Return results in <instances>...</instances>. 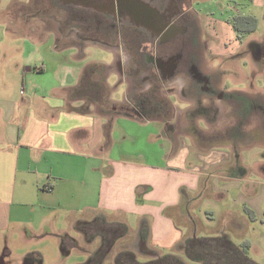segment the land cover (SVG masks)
<instances>
[{
  "label": "crops",
  "instance_id": "obj_1",
  "mask_svg": "<svg viewBox=\"0 0 264 264\" xmlns=\"http://www.w3.org/2000/svg\"><path fill=\"white\" fill-rule=\"evenodd\" d=\"M42 1V12L37 10L31 16L49 15L46 19L51 20L65 15L70 7L83 9L62 6L55 0L58 9L53 15L52 0ZM136 1L141 8L127 1L139 15L133 14L136 21L130 22L132 27L125 31L140 33L146 42L135 46L133 38L120 35L115 43L118 48H124L125 42L139 53L144 46L149 47L148 53L157 47L169 50L186 34L185 29L174 25L182 13L189 16L188 25L197 34L194 16L188 15V0ZM148 1L157 3V8L145 3ZM27 2L29 8L39 5L37 0ZM251 2L252 8H264V0ZM228 6L226 10L219 8L218 15L222 16ZM236 15L201 21L205 29L202 34L217 41L209 49L225 51L224 58L233 56L232 46L236 43L228 22ZM45 29L41 40L25 44L26 53L15 75L0 72V245L1 235L10 223H41L43 215L37 214L36 207L54 211L57 217L64 214L68 220L80 219L77 226L85 223L84 217L91 216L122 224L139 252L150 258L168 253L184 258L185 239L219 238L218 234L226 230L238 238L246 228L252 229L257 233V242L261 241L264 163L258 161L260 153L256 151L264 145V101L249 99L259 98L260 94L229 93L223 76L213 87V77L208 73L201 76L196 70L197 61L187 68L190 78L186 83L175 77L176 64H171L163 75L154 66V52L150 54L154 58L144 59L146 67L151 65L154 71L152 75L147 73L149 81L132 71L129 58L118 54L100 66L105 71H99L100 64L82 57L87 45L82 48L61 40V36H49L54 32ZM67 35L64 31V37ZM73 48H77V54L71 51ZM212 57L203 61L205 71L211 69L208 65ZM116 80L124 87L122 101L114 98ZM177 81L179 93L173 88L172 96L179 98L187 89L194 99L217 98L224 113H235L242 138L251 129L246 125L245 130L246 120L258 117V139L254 137L249 145L234 144L229 135L215 141L212 135L198 133L196 127L189 137L182 138L181 123H164L160 115L163 111L148 117L144 102H148L151 87H157L161 95L164 83H173L169 85L172 87ZM135 83L138 88L130 91ZM207 103L204 108L212 105ZM213 105L211 109L216 108ZM249 159H253L251 166L247 164Z\"/></svg>",
  "mask_w": 264,
  "mask_h": 264
},
{
  "label": "rangeland",
  "instance_id": "obj_2",
  "mask_svg": "<svg viewBox=\"0 0 264 264\" xmlns=\"http://www.w3.org/2000/svg\"><path fill=\"white\" fill-rule=\"evenodd\" d=\"M188 1L191 6L188 15L194 16L198 32L195 35L190 26L185 23L186 34L182 35L180 40L169 49L171 54L177 55L178 59L176 64V69L177 67L178 69L175 72V77L183 78L184 83H186L189 77L187 68L194 66L192 61H197L196 70L200 72L201 76L207 73L212 76L211 79L215 80L211 82L213 87L220 84L217 79L223 76V84L229 89V93L260 94L259 98L255 96L256 98L249 99L264 101V8H252L251 0ZM53 2L58 6L55 0ZM42 3H40L41 6ZM227 5H230L227 7V11L219 16L218 9L223 8L226 10ZM234 5L236 7L232 8ZM34 6L29 8L27 0H0V72L6 70L7 73L15 75L26 53L25 44L41 40L44 37L42 32L46 28L45 31L54 32L50 33L49 36H57V38L61 36V40L77 43L81 47L87 45L88 47L82 57L86 61L100 64L98 65L99 71L100 69L105 71L100 66L107 65L108 62L110 63L113 60V56L118 54L119 57L122 55L121 57L129 58L131 60L129 66L132 71L140 72L141 76L145 79L148 78L149 81L150 75L148 76L147 72L148 70L151 73L154 71L151 65L146 67L144 59L153 56L150 55L153 52L155 56L156 50H151L148 53L149 47L144 46L143 50L145 52L139 53V50H132V46L125 42L123 43L124 48H118L115 45V43L118 44L120 35L121 38H124V35L127 39L133 38L135 46L137 43L146 42V37H143L140 33L126 34V27H132L129 21L122 19L121 25L116 26L109 17L102 13L71 7L67 9L65 15L57 16V18L53 17L51 20L46 19L49 15L43 16V14H38L34 18L31 14H35L37 10L42 12L44 8V6L40 8V5L35 6V8ZM46 10L49 9L46 7ZM237 13L255 17L258 20V25L253 33L245 35L242 39L236 40L234 37V44H236L232 46L233 56L224 58L223 56L227 54L225 51H219V48H213V51L209 49L212 43H217V41L206 34H202L205 29L202 28L201 21H205L206 18L216 20L222 17L226 18L229 15L231 17V15ZM52 14L57 13L52 12ZM64 31H67V37H64ZM207 33L211 36L208 31ZM45 36L48 35L45 33ZM112 45H115V47ZM71 51L77 54L78 50L73 48ZM164 52L167 51L162 48L157 49L159 56ZM211 55L213 57L212 60H209L210 65H208L211 69L205 71L203 61L206 62ZM184 69L185 71H183ZM148 84H151V81ZM171 84L173 83H164L165 88H163L161 95L155 92L148 93V102L147 104L144 102L147 106L146 114L148 117L156 116L163 111L160 115L163 116L164 123L169 122V124H172L174 121L175 123H181L182 138L189 137V133L196 127L198 133L212 135L215 141L229 135L230 142L249 145L253 142L254 137H256L255 140L258 139L259 134L256 131H259L258 127L261 122L257 119L258 117H251V119L246 120L245 127L247 125L251 129L247 130V127L246 129L244 127L247 131H245L244 138H242V131L238 130L240 126H237L235 113L231 110L224 113L225 108L222 106L220 108L217 98H214L216 100L213 101L203 96L194 99V97L188 96L189 91L187 89H184L183 95L178 98L172 96L170 90L175 88L174 90L179 93L180 82L177 81L173 85L175 87H170ZM116 85L114 98L116 101H122L124 87L119 81ZM135 88H138V83H135V87L130 91H134ZM207 101L212 105L216 104V108L211 109L210 106L212 105L204 108L203 104ZM201 108H204L203 112L197 113ZM216 110H219V113ZM157 143L155 142L156 145ZM159 143L161 144L163 141L160 140ZM233 147L235 148V145ZM152 151V147L148 148L149 154ZM249 152H246V154ZM256 152L260 153V155H257L258 161L264 163V145L262 144L261 149ZM252 162L253 159H249L248 166H251ZM262 178L264 179V174H262ZM41 189L42 186H40ZM30 201L34 203V199L30 198ZM20 209L25 210L24 207H20ZM40 210L36 207L37 214L39 216L40 214L43 215L40 224L10 223L8 225L6 231L1 235L0 264H130L126 258L118 257L116 260V253L120 251L131 252L134 258L141 263L150 261V257L139 252L135 240L127 236L121 237L122 230L110 225L105 219L96 216L84 217L83 219H86L85 223L77 226L80 219L68 220L64 214L57 217L54 211ZM246 229L243 235L238 236V238H236L235 233L227 230L218 234V237H226L232 245L245 251L248 258L251 257L257 264H264V227L260 242H257L256 231ZM195 239H201V237ZM243 239L245 242H243ZM86 242L91 244L87 246L85 245ZM8 251L9 253H7ZM92 251L97 254L95 258L92 256ZM93 258L94 261L92 262Z\"/></svg>",
  "mask_w": 264,
  "mask_h": 264
},
{
  "label": "trees",
  "instance_id": "obj_3",
  "mask_svg": "<svg viewBox=\"0 0 264 264\" xmlns=\"http://www.w3.org/2000/svg\"><path fill=\"white\" fill-rule=\"evenodd\" d=\"M53 1L54 0H52V2ZM37 2L41 6L40 3H44L45 1L37 0ZM52 4L53 10L56 12L58 7L54 2ZM228 23L236 40H240L245 35L253 33L257 26V20L252 16L236 15L232 17ZM147 73L152 75L150 70H148ZM154 92L159 93V90H157V87L152 86L150 93ZM109 224L122 230L123 234L121 237H128L129 233L124 225L114 224V222H109ZM114 230L117 231L116 229ZM182 246L184 258H180L173 253H168L161 256L154 255L150 258L149 262L141 263L134 258L131 252L120 251L116 253V260L118 257L126 258L130 264H254L247 258L245 251L232 245L226 237L208 240L188 238L182 242ZM96 255L97 254H93L92 256L95 258Z\"/></svg>",
  "mask_w": 264,
  "mask_h": 264
},
{
  "label": "flooded vegetation",
  "instance_id": "obj_4",
  "mask_svg": "<svg viewBox=\"0 0 264 264\" xmlns=\"http://www.w3.org/2000/svg\"><path fill=\"white\" fill-rule=\"evenodd\" d=\"M145 3L150 4V5L152 4L153 7L157 8V3L149 2V1ZM123 4H125L124 0H119V3L118 4L116 3L115 5L116 8H114L115 11L113 14L109 13L108 10L103 11L102 14L105 15L106 17H109L116 24V26L121 25L122 19L125 21H129L131 23H135L134 21H136V19L134 18L133 14L131 15L130 13H127V14L124 13V10L122 9ZM138 12H139V9H138ZM188 19H189V16H187L186 13H182L181 16H179L178 18H175L174 25L181 27V29H185L186 28L184 26L185 23L189 24ZM166 51L167 52H164L159 56V54L157 53V49H156V54H155L156 60H154L155 62H153L154 66L156 65L157 68H160L161 74L163 75L167 74L171 64H177V61H178L177 55L171 54L170 50H166Z\"/></svg>",
  "mask_w": 264,
  "mask_h": 264
},
{
  "label": "water",
  "instance_id": "obj_5",
  "mask_svg": "<svg viewBox=\"0 0 264 264\" xmlns=\"http://www.w3.org/2000/svg\"><path fill=\"white\" fill-rule=\"evenodd\" d=\"M129 0H124L125 4H123L122 9L124 10V13H130L134 14V16H138L139 13L134 12L132 8L127 3ZM57 2L62 6H73L78 8H83L87 10H93L97 13H103V11L108 10L109 13H114V8L116 3H119V0H57ZM133 4L137 5L139 8H141V3L139 1H132ZM121 7V6H120Z\"/></svg>",
  "mask_w": 264,
  "mask_h": 264
}]
</instances>
